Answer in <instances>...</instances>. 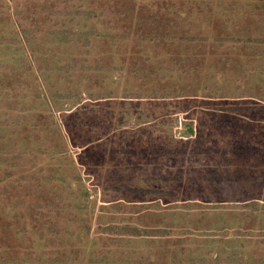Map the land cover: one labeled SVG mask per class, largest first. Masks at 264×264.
<instances>
[{"label": "rangeland", "instance_id": "374dc122", "mask_svg": "<svg viewBox=\"0 0 264 264\" xmlns=\"http://www.w3.org/2000/svg\"><path fill=\"white\" fill-rule=\"evenodd\" d=\"M0 264H264V0H0Z\"/></svg>", "mask_w": 264, "mask_h": 264}]
</instances>
